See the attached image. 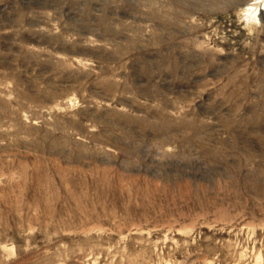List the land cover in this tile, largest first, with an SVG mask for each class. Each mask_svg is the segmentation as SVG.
<instances>
[{
  "label": "rangeland",
  "instance_id": "obj_1",
  "mask_svg": "<svg viewBox=\"0 0 264 264\" xmlns=\"http://www.w3.org/2000/svg\"><path fill=\"white\" fill-rule=\"evenodd\" d=\"M0 264H264V0H0Z\"/></svg>",
  "mask_w": 264,
  "mask_h": 264
}]
</instances>
